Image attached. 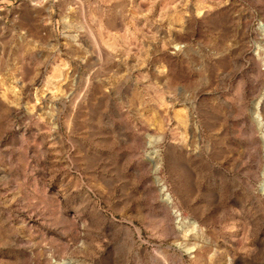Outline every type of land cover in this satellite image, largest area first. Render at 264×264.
I'll return each instance as SVG.
<instances>
[{
    "label": "rangeland",
    "instance_id": "rangeland-1",
    "mask_svg": "<svg viewBox=\"0 0 264 264\" xmlns=\"http://www.w3.org/2000/svg\"><path fill=\"white\" fill-rule=\"evenodd\" d=\"M0 264H264V0H0Z\"/></svg>",
    "mask_w": 264,
    "mask_h": 264
},
{
    "label": "bare ground",
    "instance_id": "bare-ground-1",
    "mask_svg": "<svg viewBox=\"0 0 264 264\" xmlns=\"http://www.w3.org/2000/svg\"><path fill=\"white\" fill-rule=\"evenodd\" d=\"M176 215H177V214H176ZM178 216H180V215L178 214ZM190 223H191V222H190ZM192 224H194V225H195L196 223H195V222H193Z\"/></svg>",
    "mask_w": 264,
    "mask_h": 264
}]
</instances>
